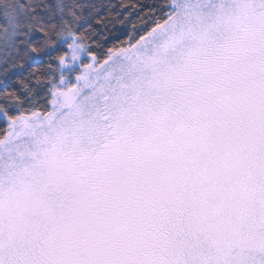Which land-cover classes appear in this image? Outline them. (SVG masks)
<instances>
[{"label":"snow or ice","instance_id":"6c2138e0","mask_svg":"<svg viewBox=\"0 0 264 264\" xmlns=\"http://www.w3.org/2000/svg\"><path fill=\"white\" fill-rule=\"evenodd\" d=\"M0 264H264V0H0Z\"/></svg>","mask_w":264,"mask_h":264}]
</instances>
